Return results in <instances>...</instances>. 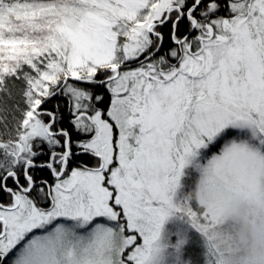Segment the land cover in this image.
Here are the masks:
<instances>
[{
	"label": "snow or ice",
	"instance_id": "snow-or-ice-1",
	"mask_svg": "<svg viewBox=\"0 0 264 264\" xmlns=\"http://www.w3.org/2000/svg\"><path fill=\"white\" fill-rule=\"evenodd\" d=\"M225 191L264 215V0H0V264H221Z\"/></svg>",
	"mask_w": 264,
	"mask_h": 264
},
{
	"label": "clouds",
	"instance_id": "clouds-1",
	"mask_svg": "<svg viewBox=\"0 0 264 264\" xmlns=\"http://www.w3.org/2000/svg\"><path fill=\"white\" fill-rule=\"evenodd\" d=\"M223 218L209 227L208 243L221 264H264V215L250 210L245 197L220 194Z\"/></svg>",
	"mask_w": 264,
	"mask_h": 264
},
{
	"label": "rangeland",
	"instance_id": "rangeland-1",
	"mask_svg": "<svg viewBox=\"0 0 264 264\" xmlns=\"http://www.w3.org/2000/svg\"><path fill=\"white\" fill-rule=\"evenodd\" d=\"M177 227H182L190 236H192L193 239H199V236L197 233H195L194 230L190 228V225L185 223L183 220H180L178 218H172L169 220V222L165 226V236L168 235L169 232H171L173 229ZM196 248L199 250V256L200 261L203 260V253H204V247H203V241L200 240L198 244H196ZM190 251H193V249H190Z\"/></svg>",
	"mask_w": 264,
	"mask_h": 264
},
{
	"label": "trees",
	"instance_id": "trees-1",
	"mask_svg": "<svg viewBox=\"0 0 264 264\" xmlns=\"http://www.w3.org/2000/svg\"><path fill=\"white\" fill-rule=\"evenodd\" d=\"M165 31H167V30H165ZM105 96H107V93H105ZM74 138H75V137H74ZM42 159H45V158H42ZM85 162L88 163L89 166H91V164H92L91 161H85ZM36 175H37V176H41V177H43V178H45V179H51L50 176H49V174L47 173L46 170H45V171H38V172L36 173ZM9 183H11V182H9ZM200 264H203V260L200 261Z\"/></svg>",
	"mask_w": 264,
	"mask_h": 264
}]
</instances>
